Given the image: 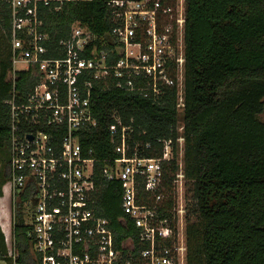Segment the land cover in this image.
I'll use <instances>...</instances> for the list:
<instances>
[{"label":"built area","instance_id":"1","mask_svg":"<svg viewBox=\"0 0 264 264\" xmlns=\"http://www.w3.org/2000/svg\"><path fill=\"white\" fill-rule=\"evenodd\" d=\"M76 1L87 0H9L7 185L11 204L31 192L24 200L32 227L30 261L182 264L185 232L177 192L169 206L165 176L173 161L184 171L183 123L178 122L176 139L156 140L160 153L155 157L146 155L152 143L139 138L146 131L136 138L139 127L132 120L125 124L117 111L109 127L117 156H95L82 134L98 126L92 110L97 90L115 88L158 101L175 88L178 100L185 87L186 0H109L112 26L106 34L75 23L54 42L44 29L42 6L60 10ZM24 72L32 84L19 102L17 83ZM178 171L174 188L180 183ZM103 180L121 182V220L133 225L136 238L119 244L111 221L99 213ZM18 257L11 238L0 264H21Z\"/></svg>","mask_w":264,"mask_h":264},{"label":"trees","instance_id":"2","mask_svg":"<svg viewBox=\"0 0 264 264\" xmlns=\"http://www.w3.org/2000/svg\"><path fill=\"white\" fill-rule=\"evenodd\" d=\"M108 1L69 2L60 10L42 6L44 29L54 42L66 37L75 23L104 35L112 26ZM10 13L9 0H0V25L9 44L8 53L0 57V149L7 155L2 187L9 178L10 115L5 101L11 96ZM185 56L183 111L175 88L158 101L115 88L97 90L92 110L98 126L82 134V142L99 158L117 156L109 131L117 111L125 124L132 120L139 127L136 138L146 131L139 138L152 143L146 155L155 157L160 153L156 140L176 139L178 122L183 123L184 173L193 201L188 216L197 215L185 227L186 264H264V122L258 118L264 111V0H186ZM19 76L22 95L17 100L22 102L32 81L28 73ZM178 169L173 161L165 176L169 206ZM121 192L120 181L103 180L99 200V213L111 221L119 244L136 238L133 225L121 220ZM30 193L12 203V239L21 264H33L32 227L24 207ZM138 248L136 244L135 253ZM5 255L0 251V259Z\"/></svg>","mask_w":264,"mask_h":264},{"label":"rangeland","instance_id":"3","mask_svg":"<svg viewBox=\"0 0 264 264\" xmlns=\"http://www.w3.org/2000/svg\"><path fill=\"white\" fill-rule=\"evenodd\" d=\"M8 40L6 36V30L0 25V57H4L8 53ZM184 86H181L180 88V93L178 94V103H179V110L184 109ZM258 118L264 122V111L259 114ZM5 153L3 149H0V173L2 171V166L3 162L6 159ZM177 177H179L180 183L175 186L174 191L177 192L176 195V201L177 204L179 205L178 210L179 212V219H180V226L184 228L185 232V227L187 224L188 218L191 221H196L197 215H190L188 216L189 209L192 207L193 201L190 199V194H187V179L185 177V173L182 170L178 171ZM1 182V179H0ZM1 184H0V189H1ZM3 189V195H0V251L4 253L9 252V247L11 243V238H12V204H11V199L9 196V186L4 185L2 187ZM4 237V238H3ZM183 244L184 247H186V238L184 236L183 239ZM4 246L6 247V251H4ZM186 264V261L184 263Z\"/></svg>","mask_w":264,"mask_h":264}]
</instances>
